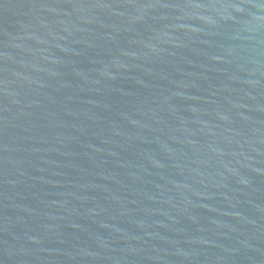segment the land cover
Returning a JSON list of instances; mask_svg holds the SVG:
<instances>
[{
    "label": "water",
    "instance_id": "95a60500",
    "mask_svg": "<svg viewBox=\"0 0 264 264\" xmlns=\"http://www.w3.org/2000/svg\"><path fill=\"white\" fill-rule=\"evenodd\" d=\"M0 264H264V0H0Z\"/></svg>",
    "mask_w": 264,
    "mask_h": 264
}]
</instances>
